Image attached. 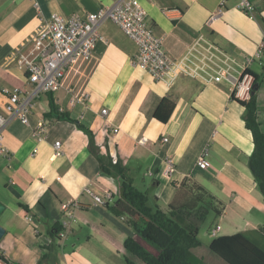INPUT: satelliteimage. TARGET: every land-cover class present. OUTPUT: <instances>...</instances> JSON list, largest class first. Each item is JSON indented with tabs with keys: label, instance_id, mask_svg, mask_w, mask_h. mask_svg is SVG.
<instances>
[{
	"label": "crops",
	"instance_id": "crops-1",
	"mask_svg": "<svg viewBox=\"0 0 264 264\" xmlns=\"http://www.w3.org/2000/svg\"><path fill=\"white\" fill-rule=\"evenodd\" d=\"M37 1L40 13L32 0H0V113L7 119L2 130L7 155L0 156V203L4 207L0 226L5 230L0 255L9 264L39 259L56 264H125L86 224L60 210V204L74 200L78 202L76 213L116 242L135 234L127 220L114 216L110 207L92 205L87 189L98 195L108 190L114 202L121 190L115 176L100 172L78 123L89 129L113 164L124 168L133 185L148 194L149 204L156 202L166 209L169 204L186 202L191 195H203L225 220L224 226L217 224L218 236L260 233L264 199L247 167L253 144L244 126V110L231 100L233 86L204 83L177 71L153 80L134 63L136 45L109 20L99 25L104 41L95 44L91 60L77 73H69L63 87L51 94L59 111L68 113L72 121L44 118L49 110L48 94L35 98L27 125L9 118L4 91L31 90L18 68L17 54L40 28L41 19L53 13L85 16L120 0ZM137 1L172 59H180L202 35L236 59L252 60L248 70L261 75L256 103L264 134V55L257 57L264 39V0H247L254 18L238 8L241 0ZM79 94L85 95V105L72 104ZM164 98L174 108L161 124L153 113ZM40 120L46 132L37 140L32 130ZM56 141L60 155H55ZM207 147L209 165L201 169L197 160ZM168 159L175 163L170 175L165 173ZM63 221L68 224L65 237L52 239L49 232L57 224L61 228Z\"/></svg>",
	"mask_w": 264,
	"mask_h": 264
},
{
	"label": "built area",
	"instance_id": "built-area-1",
	"mask_svg": "<svg viewBox=\"0 0 264 264\" xmlns=\"http://www.w3.org/2000/svg\"><path fill=\"white\" fill-rule=\"evenodd\" d=\"M33 6L40 13L37 0H32ZM238 8L249 17L254 18L251 5L247 0H241ZM40 28L34 32L25 47L17 54L18 68L23 72L24 81L31 87L26 92L19 87L5 90V110L9 118H16L22 124H28V116L33 109L34 100L39 94H55L64 84L69 73H77L81 66L88 63L93 55V49L98 41H104L98 28L101 22L109 20L114 23L137 47L135 65L149 73L153 80L165 78L169 73L177 71L204 83L227 82L233 86L234 97L238 100L248 98L251 90V77L246 74L252 60L243 61L226 53L204 36L189 46L183 56L172 59L163 49L162 37L154 33L145 10L137 0H120L111 7H102L95 13L85 16L63 15L53 13L48 19H41ZM264 55V39L260 45L257 57ZM84 94L72 99V104L79 102L85 105ZM103 115L106 111L101 112ZM83 119V114L80 115ZM7 123L0 113V156L7 155L3 144L2 130ZM117 133V129H113ZM46 132V124L40 120L32 130V136L42 140ZM60 142L54 143L55 155H60ZM209 148H205L197 160V167L206 169L209 165ZM165 173L174 171V161L168 159ZM91 197L93 206L111 205L114 203L110 191L101 195L86 190ZM60 210L69 218L75 217L78 202L70 200L60 204ZM31 223L32 218L26 217ZM68 224L61 222V230L57 233L59 239L65 237ZM220 232V226L212 229L210 236L215 238ZM3 264V263H0Z\"/></svg>",
	"mask_w": 264,
	"mask_h": 264
},
{
	"label": "trees",
	"instance_id": "trees-1",
	"mask_svg": "<svg viewBox=\"0 0 264 264\" xmlns=\"http://www.w3.org/2000/svg\"><path fill=\"white\" fill-rule=\"evenodd\" d=\"M246 74L252 79L248 98L238 100L232 92L231 100L237 102L244 110V126L250 132L253 144L252 153L247 159V167L264 199V134L258 122L256 103L261 75H256L250 70H247ZM48 108V112L44 114L45 119L72 121L68 113L59 111L51 94H48ZM173 108L174 103L164 98L155 109L153 118L164 124ZM78 127L87 136L89 152L97 161L100 172L107 176H115L119 181L120 198L104 207H110L109 210L114 216L124 217L135 234L118 243L90 220L78 213L75 217L120 254L125 264H192V251L200 246L201 223L210 211L219 214L211 200L204 198L203 195H191L186 202L180 205L169 204L166 209L160 208L156 202L150 205L148 194L133 185L120 164L117 162L113 164L112 158L100 151L89 129L80 123ZM18 206L27 212L25 206L20 203ZM60 230L58 224L55 225L49 236L56 239ZM259 232L264 235V226ZM208 249L225 264H264V250L241 233L212 238ZM0 263L9 264L2 255Z\"/></svg>",
	"mask_w": 264,
	"mask_h": 264
},
{
	"label": "rangeland",
	"instance_id": "rangeland-1",
	"mask_svg": "<svg viewBox=\"0 0 264 264\" xmlns=\"http://www.w3.org/2000/svg\"><path fill=\"white\" fill-rule=\"evenodd\" d=\"M2 189V188H1ZM151 205V204H150ZM214 211H210L205 220L200 225V246L192 251L191 261L192 264H225L218 257L212 254L208 249V244L210 242L211 230L216 227L217 224L224 226L225 220L221 216H217ZM224 230L221 232L223 233ZM249 239L252 240L257 246L264 250V235L261 233H254L253 235H248ZM29 264H56L55 261H46L39 259L34 263Z\"/></svg>",
	"mask_w": 264,
	"mask_h": 264
},
{
	"label": "water",
	"instance_id": "water-1",
	"mask_svg": "<svg viewBox=\"0 0 264 264\" xmlns=\"http://www.w3.org/2000/svg\"><path fill=\"white\" fill-rule=\"evenodd\" d=\"M4 207L3 205L0 203V214L2 213ZM5 230L0 226V239L2 238V236L4 235Z\"/></svg>",
	"mask_w": 264,
	"mask_h": 264
}]
</instances>
